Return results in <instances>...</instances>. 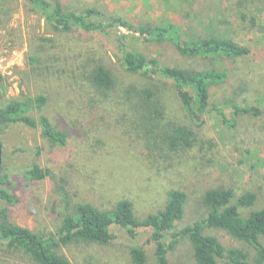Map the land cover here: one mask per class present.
Segmentation results:
<instances>
[{"label": "rangeland", "instance_id": "obj_1", "mask_svg": "<svg viewBox=\"0 0 264 264\" xmlns=\"http://www.w3.org/2000/svg\"><path fill=\"white\" fill-rule=\"evenodd\" d=\"M50 1L59 3L63 11L95 8L134 25L172 22L191 27L192 32L201 30L199 22L207 24L226 7L230 9L226 0ZM256 5L264 11V0H255ZM255 12L248 17L254 25L237 30L250 54L220 62L183 58L168 42L155 44L118 28L126 35V44L144 58L166 66L228 72L227 80L209 88V107L201 121L192 120L178 105L170 84L124 72L111 45L97 42L117 88L155 84L164 93L168 109L148 124L135 121L140 112L127 108L124 89L99 91L83 83L82 65L88 57L78 31L61 32L22 0H0V105L43 95L44 105H29L26 114L34 120L47 117L65 135L60 145L45 139L40 127L16 123L0 131L1 173L8 180L0 188L8 189L14 199L11 204L0 199L7 221L35 234L55 235L63 216L74 213L79 205L108 212L126 199L135 216L144 218L162 209L169 193L177 190L186 194L183 217L174 227L177 231L206 215L202 198L213 188L232 190V204L246 192L255 194L252 207L238 209L242 217L260 209L264 204V108L257 117L234 113L235 107L252 105L258 95L264 96V14ZM229 14L226 11L224 17ZM90 56L98 60L97 54ZM176 127L192 132L189 148L170 147L168 136ZM33 166L47 170L46 177L31 179L26 172ZM112 232L118 238L110 245L74 243L56 252L71 264H129L124 231L115 227ZM203 233L216 237L225 249L250 250L221 230L204 227ZM145 248L147 264H154L151 247ZM168 259L170 264H191L188 240L181 239ZM0 264L34 263L21 252L0 247Z\"/></svg>", "mask_w": 264, "mask_h": 264}, {"label": "trees", "instance_id": "obj_2", "mask_svg": "<svg viewBox=\"0 0 264 264\" xmlns=\"http://www.w3.org/2000/svg\"><path fill=\"white\" fill-rule=\"evenodd\" d=\"M32 10L39 12L47 22L70 34L78 31L83 37L85 58L82 65V81L91 89L109 91L123 90L127 108L137 113V123H148L163 116L168 109L163 99L164 93L155 84L144 87L129 85L117 88L111 71L103 63L102 54L97 42L110 44L116 57V64L128 74H138L149 80L158 78L170 84L173 88L178 105L192 120L201 121V115L209 107V88L224 82L228 72L216 69L190 70L178 66L160 64L154 58H144L126 44V35L118 30L122 28L130 37L137 36L155 44L168 42L176 53L183 58L220 62L247 57L250 54L248 45L239 39L237 30H245L254 23L248 17L255 11L264 14L255 5V0H226L223 14L217 13V18L199 22L200 31L191 27L185 28L172 22L155 24H137L120 17L105 16L95 8H84L80 12L63 11L62 6L50 0H22ZM230 13L224 17V13ZM253 16H251L252 18ZM249 18V19H251ZM243 24V26H241ZM234 33V36L232 35ZM136 39V38H134ZM97 54L98 60L90 55ZM1 78V77H0ZM46 101L45 96L38 95L33 101L10 100L0 105V131L11 124H22L27 128L40 127L41 135L49 142L63 145L65 135L55 130L48 118L40 116L34 120L26 114L29 105L40 108ZM246 103V102H245ZM167 108V109H166ZM264 108V96L258 95L253 104H245L234 108L236 114L260 115ZM169 135V145L189 148L192 145V132L185 127L172 129ZM2 171V166H1ZM0 171V184L8 183L7 176ZM26 174L34 180L46 177L47 170L38 166L30 168ZM0 199L11 204L13 197L8 189L0 188ZM233 192L225 188L207 190L202 201L207 209L206 215L199 221L175 231L174 227L184 214L186 194L182 191H171L165 206L156 213L144 218L134 214L133 205L128 200L116 203L111 211L84 209L77 206L74 213L63 216L55 235H40L7 221L5 210H0V247L7 251H17L26 255L34 264H71L56 250L60 246L70 244H91L106 246L118 238L112 229L118 227L124 231L129 264H147L146 246L152 251L154 264H170L169 252H172L181 239L189 242L191 249V264H264V204L247 217H242L238 209L252 207L256 201L255 194L246 192L232 204ZM204 227L225 232L236 241L242 242L250 249H225L219 240L203 233Z\"/></svg>", "mask_w": 264, "mask_h": 264}, {"label": "water", "instance_id": "obj_3", "mask_svg": "<svg viewBox=\"0 0 264 264\" xmlns=\"http://www.w3.org/2000/svg\"><path fill=\"white\" fill-rule=\"evenodd\" d=\"M1 153H2V148H1V144H0V171H1Z\"/></svg>", "mask_w": 264, "mask_h": 264}]
</instances>
